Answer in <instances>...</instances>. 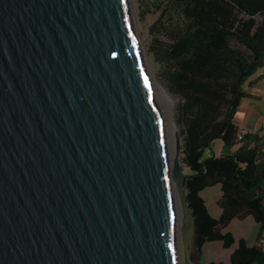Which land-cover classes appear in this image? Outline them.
<instances>
[{
    "label": "water",
    "instance_id": "water-1",
    "mask_svg": "<svg viewBox=\"0 0 264 264\" xmlns=\"http://www.w3.org/2000/svg\"><path fill=\"white\" fill-rule=\"evenodd\" d=\"M187 176L131 0H0V264L190 261Z\"/></svg>",
    "mask_w": 264,
    "mask_h": 264
},
{
    "label": "trees",
    "instance_id": "trees-1",
    "mask_svg": "<svg viewBox=\"0 0 264 264\" xmlns=\"http://www.w3.org/2000/svg\"><path fill=\"white\" fill-rule=\"evenodd\" d=\"M153 4L161 14L151 28V51L180 98L177 122L182 162L189 169L184 189L195 217L194 245L200 255L211 242L232 248L236 238L228 228L236 219L252 218L258 225L255 242L241 238L230 264H264V129L243 131L236 122L242 102L251 97L246 86L264 71V0ZM263 78L264 73L258 79ZM218 186L216 218L203 192Z\"/></svg>",
    "mask_w": 264,
    "mask_h": 264
},
{
    "label": "rangeland",
    "instance_id": "rangeland-1",
    "mask_svg": "<svg viewBox=\"0 0 264 264\" xmlns=\"http://www.w3.org/2000/svg\"><path fill=\"white\" fill-rule=\"evenodd\" d=\"M133 7V15L136 20L137 29L142 39L143 45L146 50V57L149 67L152 69L155 79L165 89L169 99L172 103L171 111L175 121V125L178 130L179 140V163L182 166L184 173H188V167L183 164V137L181 134V127L177 122V113L180 105V98L172 93L168 87L167 82L162 76V67L158 59L151 51V45L154 40V34L151 31L152 26L158 20L160 12L156 10V5L153 4L154 0H131ZM165 40L164 37H162ZM264 71H259L253 78V84L246 86V91L251 94L252 98L244 100L240 108L239 114L236 118V122L243 131L257 132L264 129V78L259 80V76L263 75ZM185 192V189H184ZM222 196L220 187L210 188L203 192L211 214L218 218L221 214L219 206V200ZM255 223V222H254ZM256 224V223H255ZM191 225V219H188V227ZM253 222L241 221L236 219L232 222L228 230L232 231L236 243L232 248H225L223 242H211L208 243L204 249L203 254L200 255L194 243L189 247V259H186L183 251V264H210V263H224L230 264L231 254L238 246V242L241 238L246 239L250 243L255 242V233L252 231Z\"/></svg>",
    "mask_w": 264,
    "mask_h": 264
},
{
    "label": "bare ground",
    "instance_id": "bare-ground-1",
    "mask_svg": "<svg viewBox=\"0 0 264 264\" xmlns=\"http://www.w3.org/2000/svg\"><path fill=\"white\" fill-rule=\"evenodd\" d=\"M150 70H151V73L153 75L154 88H155L156 96H157L161 106L164 109L165 119H166V123H167L168 136H169L170 158H171V161L173 164H178L179 160H180L179 151H178L179 140H178V130H177V127L175 125V121H174L172 111H171L172 103H171L169 96L167 95L165 89L155 79V76H154L151 68H150ZM180 212H181L182 221L184 223H187L186 214H185V211L183 209L182 204H181Z\"/></svg>",
    "mask_w": 264,
    "mask_h": 264
},
{
    "label": "crops",
    "instance_id": "crops-1",
    "mask_svg": "<svg viewBox=\"0 0 264 264\" xmlns=\"http://www.w3.org/2000/svg\"><path fill=\"white\" fill-rule=\"evenodd\" d=\"M259 77H261V76H259ZM250 96H251V94H250ZM250 98H252V97H250ZM246 99H249V98H246ZM246 99H244V100H246ZM263 105H264V99H263ZM263 109H264V107H263ZM215 147H216V155H220L221 154V151H222V143L221 142L220 143H217ZM246 221L253 222L252 231H253V233L256 232L255 233V236H256V234L258 233V225L254 223V220L252 218H248Z\"/></svg>",
    "mask_w": 264,
    "mask_h": 264
},
{
    "label": "snow or ice",
    "instance_id": "snow-or-ice-1",
    "mask_svg": "<svg viewBox=\"0 0 264 264\" xmlns=\"http://www.w3.org/2000/svg\"><path fill=\"white\" fill-rule=\"evenodd\" d=\"M145 83H146V84L148 83L147 79L145 80Z\"/></svg>",
    "mask_w": 264,
    "mask_h": 264
}]
</instances>
